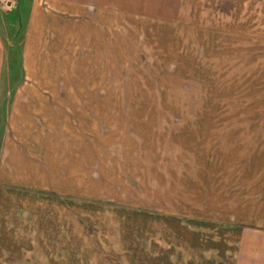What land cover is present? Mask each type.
I'll return each mask as SVG.
<instances>
[{
    "label": "rangeland",
    "instance_id": "374dc122",
    "mask_svg": "<svg viewBox=\"0 0 264 264\" xmlns=\"http://www.w3.org/2000/svg\"><path fill=\"white\" fill-rule=\"evenodd\" d=\"M249 2L195 0L202 9L171 24L115 13L113 42L94 59L95 73L83 75L84 59H66L68 77L94 87L74 92L95 104L83 108L96 112L98 128L82 144L89 176L80 200L66 196V250L56 261L139 264L154 226L185 225L189 211L200 210L202 177L215 168L220 141L264 128V35L251 38L247 24L237 25ZM0 7L17 21L19 43L21 1ZM18 58L7 81L21 75Z\"/></svg>",
    "mask_w": 264,
    "mask_h": 264
},
{
    "label": "crops",
    "instance_id": "0c3cea01",
    "mask_svg": "<svg viewBox=\"0 0 264 264\" xmlns=\"http://www.w3.org/2000/svg\"><path fill=\"white\" fill-rule=\"evenodd\" d=\"M20 1L19 43L17 21L0 7V264H65L55 258L65 256L66 196L80 200L89 176L83 175L88 151L82 144L92 132L96 138L98 128L96 112L83 108L95 104L74 92L94 87L68 77L73 72L66 59H84L83 75L95 73L94 59L107 56L113 42L115 13L171 24L192 19L202 5L195 0ZM248 9L243 19L240 8L237 25L247 24L251 38L264 35V0H250ZM17 58L21 75L7 81ZM219 155L211 175L202 177L200 210L189 211L185 225L163 231L154 226L150 247L139 248V264H264V128L229 132Z\"/></svg>",
    "mask_w": 264,
    "mask_h": 264
}]
</instances>
